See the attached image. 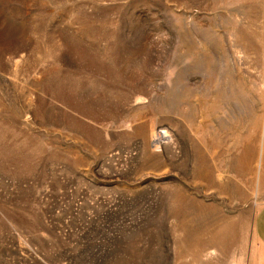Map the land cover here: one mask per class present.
<instances>
[{
  "label": "rangeland",
  "instance_id": "374dc122",
  "mask_svg": "<svg viewBox=\"0 0 264 264\" xmlns=\"http://www.w3.org/2000/svg\"><path fill=\"white\" fill-rule=\"evenodd\" d=\"M263 168L264 0H0V264H264Z\"/></svg>",
  "mask_w": 264,
  "mask_h": 264
},
{
  "label": "crops",
  "instance_id": "0c3cea01",
  "mask_svg": "<svg viewBox=\"0 0 264 264\" xmlns=\"http://www.w3.org/2000/svg\"><path fill=\"white\" fill-rule=\"evenodd\" d=\"M264 169V168H263ZM261 191L264 195V173L261 176ZM253 231L256 239L258 240L259 244L264 249V204H262L258 211H256L253 221Z\"/></svg>",
  "mask_w": 264,
  "mask_h": 264
},
{
  "label": "bare ground",
  "instance_id": "6f19581e",
  "mask_svg": "<svg viewBox=\"0 0 264 264\" xmlns=\"http://www.w3.org/2000/svg\"><path fill=\"white\" fill-rule=\"evenodd\" d=\"M237 165V164H236Z\"/></svg>",
  "mask_w": 264,
  "mask_h": 264
}]
</instances>
